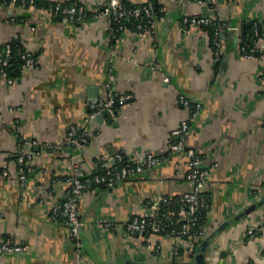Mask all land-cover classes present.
<instances>
[{
  "label": "crops",
  "instance_id": "crops-1",
  "mask_svg": "<svg viewBox=\"0 0 264 264\" xmlns=\"http://www.w3.org/2000/svg\"><path fill=\"white\" fill-rule=\"evenodd\" d=\"M47 1L81 3L89 17L67 22L42 6L0 5V55L16 42L38 60L23 66L13 83L0 75V242L27 246L0 254V264H197L190 255L197 247L174 235L126 231L135 215L156 211L154 201L161 208L192 188L186 155L169 154L172 131L189 115L181 95L202 105L188 145L208 172L201 238L210 237L207 264H264V0H129L152 1L163 17L150 31L127 28L117 39L113 21L99 14L115 0ZM194 15L220 24V58L207 29L184 27L183 18ZM251 29L257 38L247 57L242 40ZM110 92L133 98L111 122H100L92 114ZM72 125L85 137L81 151L43 147L66 143ZM33 139L41 143L35 169L21 181L17 154ZM117 154L164 160L79 198L78 255L69 227L53 219V210L72 186L73 160L92 173ZM250 226L259 232L254 240L246 233Z\"/></svg>",
  "mask_w": 264,
  "mask_h": 264
},
{
  "label": "built area",
  "instance_id": "built-area-1",
  "mask_svg": "<svg viewBox=\"0 0 264 264\" xmlns=\"http://www.w3.org/2000/svg\"><path fill=\"white\" fill-rule=\"evenodd\" d=\"M1 4H20L22 6H42L49 9L52 13L59 15L64 21L82 23L89 17L86 6L78 2H51L41 5L40 0H0ZM99 14L109 17L114 24L111 30L113 39L127 29V23L137 22L139 31H150L154 28L156 18L163 17V9L158 8L154 2L148 1L137 5H128L124 0H115L113 4L103 7ZM184 27H200L206 29L210 24H216L219 29L220 24L207 15L185 16L183 18ZM222 26L235 29L233 25L224 23ZM256 35L259 34L258 25H255ZM221 41L218 33L214 36L213 48L217 58L221 56ZM247 57H253V52L249 51L246 45L242 47ZM248 49V50H247ZM19 57L25 67H35L38 60L29 50H16L12 44L7 43L0 55V75L7 76L8 82L13 83L15 78L7 75V67L11 61ZM133 98L132 93L114 94L110 92L104 102H102L92 117L101 112H106L109 117L114 119L121 105ZM180 102L189 109V115L183 119L181 124L171 133V144L169 154L184 153L188 159L187 179L192 188L184 193L178 200L180 208L169 210L160 214L157 201L152 204L155 212L152 214H137L126 224V231L130 235L144 237L149 233L159 235H174L186 241L189 249L195 248V242L204 236L205 225L202 223L205 210L209 206V201L203 192L204 184L207 180L208 172L203 165V158L199 152L188 145V137L191 132L192 122L199 116L202 105L194 102L185 95H181ZM0 107V119L2 111ZM41 143L36 140H28L20 145L17 154L18 177L21 181H26L33 173L35 167L33 156L38 152L36 149ZM75 147L81 151L85 146V137L80 132L79 127L72 125L66 143H43V147L50 151L61 150L64 146ZM164 160V156L148 154L143 159L126 157L117 154L113 159H103L99 168L92 173L87 172L80 160L75 159L72 163V173L68 180L72 186L67 190L62 203L53 210V219L63 221L70 229L71 237L75 240L78 255L82 253V241L80 238V212L78 209L79 198L90 189H100L103 187H113L120 181L135 175H143L146 170L158 165ZM172 203L173 200H168ZM1 219V217H0ZM180 223V227L172 226L174 222ZM171 225V226H170ZM249 240H254L259 232L250 226L247 228ZM27 249L26 245L17 244L10 239L0 242V254L23 252Z\"/></svg>",
  "mask_w": 264,
  "mask_h": 264
},
{
  "label": "trees",
  "instance_id": "trees-1",
  "mask_svg": "<svg viewBox=\"0 0 264 264\" xmlns=\"http://www.w3.org/2000/svg\"><path fill=\"white\" fill-rule=\"evenodd\" d=\"M125 3H127L128 5H137V4H133L131 3L129 0H124ZM41 5H46L51 3L50 1L47 0H40ZM69 3V2H68ZM137 22L136 21H130L127 23V28H131V29H137ZM217 25L216 24H210L206 27V29L210 32L211 36L214 37L216 33L219 34L220 29H217ZM254 29V28H253ZM256 36H255V32L254 30H249V35L245 34L243 36V40H242V47L244 45L247 46V48L249 49V51H254V46H255V40H256ZM10 44L13 45V47L18 50H25L23 47H21L20 45H18L16 42H10ZM247 49V50H248ZM23 67V61L19 58V57H15L12 61L11 64L7 67V75L8 76H12L14 78H16V76L18 75L20 69ZM180 208V203L178 202L177 199H174L172 203H165L164 205L161 206V208L159 209L160 214L166 213L169 210H178ZM205 218H206V210H205V214L202 220V223H204L205 225ZM171 226V225H170ZM174 227H180V223L178 222H174L173 225ZM201 243V240H197L195 242V247H197L199 244Z\"/></svg>",
  "mask_w": 264,
  "mask_h": 264
},
{
  "label": "water",
  "instance_id": "water-1",
  "mask_svg": "<svg viewBox=\"0 0 264 264\" xmlns=\"http://www.w3.org/2000/svg\"><path fill=\"white\" fill-rule=\"evenodd\" d=\"M105 118H107L108 121L110 122L112 121V118L109 117L106 112H101L96 115V119L100 122L103 121ZM254 207L255 205H252L245 212H249L250 209ZM209 244H210V237H207L197 246V248L193 252L190 253V255L195 259V262L197 264H207L206 257H207ZM124 264H142V263L128 259Z\"/></svg>",
  "mask_w": 264,
  "mask_h": 264
}]
</instances>
